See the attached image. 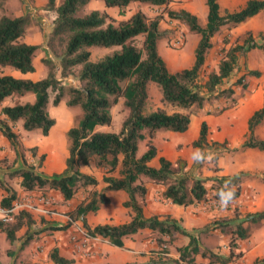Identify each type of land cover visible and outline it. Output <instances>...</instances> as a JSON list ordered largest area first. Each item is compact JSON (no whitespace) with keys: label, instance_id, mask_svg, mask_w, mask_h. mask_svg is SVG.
<instances>
[{"label":"trees","instance_id":"1","mask_svg":"<svg viewBox=\"0 0 264 264\" xmlns=\"http://www.w3.org/2000/svg\"><path fill=\"white\" fill-rule=\"evenodd\" d=\"M88 1L60 0L55 5L53 0H47L44 9L51 11L54 17L46 36V46L51 58L42 59V63L48 68L45 77L31 80L0 74V104L7 97L23 96L27 92L33 94L31 102L0 106V134L10 143L16 140L10 125L19 120L23 130H39L42 136L47 135L55 122L47 111L49 90L54 93L51 100L53 106L65 96L67 107H80V119L65 131L67 154L64 158V169L60 173L44 177L29 168L14 169L7 175L10 178H19L21 190H55L64 201L72 198L77 191H85V197L67 211V215L72 220H79L90 237H101L110 244L121 247L123 237L140 229L145 228L155 233L157 250L153 251L146 262L123 264H192L196 255L216 264L237 261L242 256L238 241L249 237L250 225L264 222V209L245 213L242 218L234 212L231 218H216L191 231L185 230L179 221L170 215H144L142 202L146 188L142 177L161 185L163 197L175 205L186 206L202 202L206 200L207 194L204 179L193 178L188 184V178L177 177L171 162L164 157L157 158V167L149 165V161L156 156V148L151 141L155 131H185L189 124V112L167 113L162 108L144 112L147 100L146 84L152 81L157 85L162 103L178 108H190L192 105L201 107L207 98L206 93L214 91L215 87L232 73L239 55L254 48L264 54V36L258 32L257 40L247 30L241 43L233 42L225 49L216 69L207 74L203 84L199 85L197 82L206 54L212 46L211 38L222 27L237 26L259 11H264V0H244L238 8L225 9L222 14L219 13L217 0H204L206 12L203 25L198 23L196 15L183 8H168L170 0H102L105 7L117 8L120 13L130 3L135 2L160 7V12L152 17L136 10L116 24L111 16L98 10L78 14V10ZM3 2L4 0H0V66H10L21 73L32 72V58L39 45L20 40L29 23V15L10 16L1 13ZM163 17L182 23L190 33L198 35L189 67L171 72L158 54L156 43L168 33V29L159 26ZM136 36H141L140 47L133 43ZM55 40L60 44L59 50L54 46ZM113 45H118L119 49L94 61L89 60L90 46ZM77 66L79 68L73 74L72 71ZM54 69L58 70L61 78L73 75L78 85H65L57 78ZM261 73L262 71L257 69H250L246 75L259 77ZM246 75L242 74L232 85L246 86L243 83ZM232 93L233 89L227 87L219 90L215 96H230ZM119 99L126 110L119 130H96L97 126L109 125L111 108ZM263 118L264 106L252 112L247 120V133L235 149L264 152V140L253 135L255 126ZM206 135V123L201 121L192 146L202 149L207 144ZM143 139H146L145 150L137 156V143ZM89 163L104 170L101 179L108 190L125 192L126 199L122 206L128 210L129 218L126 222L116 225L97 224L93 227L86 224L85 215L95 212L101 204L108 202L102 191L94 189L97 184L95 177L81 172L78 168L79 164ZM112 172H116V176L111 175ZM243 175L244 172L239 171L231 176L209 178L216 180L210 186L214 201L219 203V192L232 189L233 202L240 194ZM4 191L0 206L8 208L17 199V193L6 187ZM32 221L29 213L20 210L13 215V222L0 221V232L7 241L12 242L15 239V231L21 225H31ZM209 226L228 235L226 255L200 248L198 236L208 231ZM177 236L186 237L187 242L175 247L177 257L173 258L167 255L168 246L172 245ZM26 241L24 239L23 243ZM47 256L53 264H69V260L62 257L56 247L50 248ZM251 264H264V257L255 258Z\"/></svg>","mask_w":264,"mask_h":264},{"label":"crops","instance_id":"2","mask_svg":"<svg viewBox=\"0 0 264 264\" xmlns=\"http://www.w3.org/2000/svg\"><path fill=\"white\" fill-rule=\"evenodd\" d=\"M197 2H200V0ZM242 4L243 2L241 5ZM179 8H183L194 15L196 14V6L193 0H183L179 4ZM32 13L33 9H30L28 6V9H19L15 15L11 16H20L24 14L30 16ZM247 21L234 28L239 31L238 27L242 29ZM20 40L28 44L40 45L43 41V35L40 32H34L31 27L27 26ZM251 51L254 50L252 49ZM47 56L50 57L46 52V56L44 57L47 58ZM37 64L41 67L39 61H37ZM35 68L36 64L33 62L32 72L21 73L16 70L12 71L10 75L18 78L36 80L39 78L34 77ZM263 68L264 67H261L258 70L261 71ZM249 69H251V67H249ZM235 77L230 78L229 76L226 83L218 84L215 89L222 90L227 87L234 89L232 83L235 81ZM246 88L247 92L239 102V107L235 115H232L231 112L228 111L225 112L224 110L216 112L213 115H207L203 110L204 108L201 106L195 113V115L198 114L199 116L197 117L195 126H193L191 130H189V118L188 127L183 132H174L164 129L155 131L151 141L156 148V156L149 161V165L157 167V158L162 156L172 164L180 160L181 163L185 164V168H190L191 166L194 168L192 165L194 162L192 157L193 153L198 150V148L192 146V142L197 138L201 121H204L207 126L206 142L209 145L210 151L219 150L220 144L223 142H225L229 150L238 148L247 133V120L249 116L254 110L264 106V71L259 77L247 76ZM235 93H237L236 90ZM18 97L21 101L24 100L22 96ZM56 123L55 120L54 125L49 129L47 135L41 136L36 144L39 151H50L42 166V169L47 173L44 176L60 173L64 169V158L67 152L63 156L60 155V151H58L59 157L56 156L53 160L49 158V156L55 152V149L60 148L61 150V144L64 142L61 132L69 128L67 125H64L65 127L59 125L58 129L54 130L55 127H57ZM98 127L100 126H97L96 129ZM253 135L258 139L264 140V118L255 126ZM142 141L146 142V139ZM8 149V140L0 134V157L8 153ZM247 151H253L264 155V152L255 149H245V152ZM11 154L12 153L8 155L9 159L12 157ZM236 160L237 155L233 151H225L219 154L215 163L218 170L215 172L211 171L212 174L231 175L237 171L243 170V167L237 165ZM14 166H16V164ZM78 168L81 172L95 177L97 184L94 189L102 191L108 198L106 204H101L95 212H89L85 215L86 224L93 227L97 224L107 223L116 225L126 222L129 218L127 213L128 210L122 206V202L126 199L125 192L121 190H108L106 184L101 179L104 175V170L95 167L93 163H89L88 165L79 164ZM12 169L14 170V167L10 168V170ZM111 175L116 176V172H112ZM2 177L3 173L0 174V179H2ZM9 178L7 174H4V179L9 181L10 184L11 179ZM142 179L146 188V193L142 202V210L145 216L170 215L178 220L180 225L187 231L200 227L208 221L207 217H210V214L209 212L203 211V203L196 202L186 206L172 204L163 197V187L161 185L152 183L144 177H142ZM18 182L19 178H16V184L11 185L12 189L16 191L17 196L20 195V197L12 203L18 204V210L14 214L20 210L26 211L33 221L29 226L21 225L15 231V239L11 243H9L7 239H5L4 234L0 232V239L3 241L4 249H10V252H7L8 250L6 251L10 256L6 255L5 258H0V264H22V261H30L31 264H53L47 256L49 249L52 247H56L58 253L69 260V264L144 263L152 255L153 251L157 250V245L154 240L155 233L145 228L127 237H123L121 247L110 244L104 238L88 236L81 222L79 220H72L67 215V211L71 210L77 202L85 197V191H77L72 198L64 201L59 192L55 190H48L46 192H41L40 190L25 191L20 189ZM250 184L245 182L244 185L249 186ZM242 185L243 183L240 185L241 195L243 188H245V186ZM253 186L254 187H246V193H248L246 197L247 201H264V182L255 183ZM157 190H159V192H156ZM4 195L5 191L1 190L0 198ZM46 200L48 201L47 203L44 202ZM47 204L54 210L50 211L46 209ZM263 209L264 207L261 210ZM253 211H259V209ZM214 214H216V212H214ZM222 215V213L219 214V216ZM10 222H13V218ZM262 223L264 222H261V224L258 223L257 225H262ZM23 231L26 232L24 236L18 238ZM181 237L186 238L184 236H177L172 245L168 246V256L176 258L177 253L175 247L186 244L187 240ZM24 239L27 240L25 243H23ZM247 240L251 244V249L248 250L249 252L250 250L254 251L261 247L264 248V244L259 245L260 242H264V231L256 235L250 232ZM171 248L174 250L172 249L171 251ZM192 264L216 263H211L207 258L196 255Z\"/></svg>","mask_w":264,"mask_h":264},{"label":"rangeland","instance_id":"3","mask_svg":"<svg viewBox=\"0 0 264 264\" xmlns=\"http://www.w3.org/2000/svg\"><path fill=\"white\" fill-rule=\"evenodd\" d=\"M60 0H53V3L57 5ZM183 0H170L168 3V8L170 9H179V4ZM194 5L196 6V17L197 21L200 25H203L205 22V12H206V6L204 4L203 0V6H202V0L200 2H197L198 0H193ZM47 0H4V5L1 10V13H4L6 15H15V13L19 9H28V6L30 9H33V13L29 16V23L27 24L28 27H31V29L34 32H40L43 35V41L39 45V49L35 56L32 58V64H36V68L34 70V77L37 78H43L46 76L47 73V66L42 63V59H46L44 56H46V52H48V48L46 46V36L50 29V22L53 17V13L51 11H46L44 9V6L46 4ZM219 5V13L222 14L225 9L232 10L238 8L244 0H217ZM17 10V11H15ZM91 10H98L100 12H105L107 15L111 16L113 18V23L116 24L121 19H126L130 14H132L136 10H140L142 13L145 14L147 17H152L156 13L160 12V7L158 6H152V5H146L141 3H130L126 8L120 11L117 8H109L105 7L103 5L102 0H89L86 4H84L79 10L78 14H86ZM15 12V13H14ZM19 13V12H18ZM35 14V15H33ZM247 21V20H246ZM26 26V27H27ZM160 28L168 29L167 36L164 38H161L156 43L157 52L160 55V57L165 62V65L169 71H176L185 67H189L193 60V48L195 46V43L198 39V35L194 33H190L185 25L182 23H179L174 20H168L167 18L163 17L162 20L159 23ZM235 27V26H234ZM234 27H222L220 31L215 34L211 38L212 46L208 50L206 54V58L204 61V64L201 68V72L198 76V84L202 85L204 80L206 79L207 74L215 70L217 67V64L223 55L225 49L233 42L235 43H241L242 39L245 36V31H250L251 34L258 40L257 33L260 32L264 36V11H259L256 15L249 18L248 21L243 25L242 29L238 30ZM234 28V29H233ZM31 31V30H30ZM140 40L141 36H136L133 43L140 47ZM176 40L181 41L179 46H176L174 43ZM54 46L56 50L60 49V44L58 40L54 41ZM118 45H113L109 47H99V46H90L88 48L90 52L89 60L94 61L101 56L111 53L114 50H118ZM254 51L247 53L243 55L238 56L237 65L235 66L232 73L229 75L230 78L235 77V80L240 77L242 74L246 75L247 70L251 69H260L261 67H264V54L257 48L253 49ZM50 56V54H49ZM47 58H51L47 56ZM37 61L40 62V66H38ZM250 64V65H249ZM79 66L74 67L73 74L77 72ZM12 71H16L14 68L10 66H0V74H7L10 75ZM55 74L58 79H60L65 85H72L77 86L78 82L76 78L73 75H69L67 77H59L58 70H55ZM264 71V68L261 70ZM229 76L224 79L223 83L227 82V79H229ZM243 83L247 85V75L243 79ZM233 93L230 96L227 95H220L215 96V94L219 91V89H214L211 93H206V99L202 102V107L204 108V112L207 115H213L216 112H220L224 110L225 112H231L232 115H235L237 112V109L239 107V102L244 97L245 93L247 92L246 86L242 87L240 85L233 86ZM146 90H147V101L144 106V112H149L152 110H155L156 108H162L167 113H171L174 111L186 113L189 112V118H190V124H189V130L195 126L197 122L198 114L195 115V113L199 110L200 107H196L192 105L190 108H178L173 107L171 105L162 103L160 100V92L158 90L157 85L152 82L148 81L146 84ZM235 90L237 93H235ZM204 93V92H203ZM54 93L52 91H48V103H47V111L49 115L56 120V125L54 130L58 129L59 125L61 127H65L64 125H67L68 127L75 125L77 121L81 117V109L78 105L67 107L65 105V96L61 99V101L56 105L53 106L51 104V100ZM22 98L24 99L21 101L18 96H12L7 97L4 99V101L0 104L1 105H13L16 103H23V102H31L33 100V94L30 92L25 93ZM203 112V111H202ZM126 116V110L122 106V100L119 99L118 102L113 106L111 110V121L109 125H103L98 127L97 129L99 131H110V132H117L120 128V124L122 120ZM11 130L16 135V140L13 143H10L8 141V153H5L0 157V174L3 173L2 179H0V191L4 190L6 188H12L11 185L16 184L15 180L16 178H8L11 179L10 184L9 181L4 179V174H7L10 172V168L16 169V168H29L34 173L44 177L45 171L42 169L43 163L46 160V157H48L50 151H39L37 149V140L41 138V134L39 130H32V131H25L21 127V120L13 123L10 125ZM96 129V130H97ZM65 131V130H64ZM61 132L64 142L61 144V150L60 148L55 149L49 158L53 160L54 157H59L58 154L60 151V155H65L67 152V141L65 132ZM145 142L139 141L137 144V150L136 155H140L145 150ZM55 145V144H54ZM220 149L216 151H210L209 145L206 144L201 151L204 152L206 155L211 154V159L205 158L200 162H193L194 168L192 166L190 168H185V164L181 163L180 160H177L174 164H172V168L175 171V175L177 177L180 176H186L188 178V184L190 183V180L193 178H200L204 179V186L207 190L206 194V200L199 202L203 203V211L209 212V216L207 217L208 221L203 224L202 226L208 224L210 221L216 219V218H231L234 215V212L242 218L245 213L248 212H254L253 210H261L264 207V201L263 200H255V201H247L246 197L248 196L246 193V187H254L253 184L264 182V155L255 153L253 151H247L245 150H239V149H231L225 145V142L220 144ZM204 149V150H203ZM227 151H233L237 155L236 163L237 165L243 167V170H240L244 172V175L241 178V183H243L242 186H245L242 190V195L239 194V196L231 202L226 208L221 207L220 203H217L212 198V189L210 186L216 182V180H211L209 178H218L222 175L218 174H212V172H215L218 170L216 167V159L219 154ZM11 154V158L9 159V154ZM40 155L42 157L40 158ZM238 161V162H237ZM16 164V166H14ZM193 169V170H192ZM10 170V171H9ZM13 170V169H12ZM212 171V172H211ZM239 172V171H237ZM237 172L233 173L236 174ZM231 174V175H233ZM229 175V176H231ZM12 182V183H11ZM245 182H248L250 185H244ZM156 192H159L157 190ZM241 193V190H240ZM20 195L17 196L19 198ZM52 205V204H51ZM48 210L53 211L54 209L52 207H49V205H46ZM216 212V214H214ZM223 214L222 216H219V214ZM38 221V219H37ZM261 224V222H259ZM258 224V223H257ZM250 225L249 230L254 235L258 234L261 231H264V223L262 225ZM197 227V228H201ZM36 227V226H33ZM249 232V233H250ZM26 232L23 231V233L20 234L18 238H21L24 236ZM183 238V237H181ZM184 240H187V238H183ZM227 240L228 235L220 233L218 230H215L213 228H208V231L201 233L198 236V244L200 248L209 249L212 252H215L220 255H226L228 252L227 249ZM9 242V241H8ZM11 243V242H9ZM180 244L179 242H176ZM264 244V242H260L259 245ZM3 241L0 239V258H5L6 255H9L10 249H4ZM251 244L249 241L246 240H239L238 241V248L242 252V256L237 260L233 261L230 264H250L253 260V258H262L264 257V248H260L254 251L250 252L248 251L251 249ZM173 248H171L172 251ZM8 250V251H7ZM174 250V249H173ZM7 251V252H6ZM248 251V252H247ZM253 255V256H252ZM10 256V255H9ZM22 264H31L30 261H22Z\"/></svg>","mask_w":264,"mask_h":264},{"label":"clouds","instance_id":"4","mask_svg":"<svg viewBox=\"0 0 264 264\" xmlns=\"http://www.w3.org/2000/svg\"><path fill=\"white\" fill-rule=\"evenodd\" d=\"M192 158L195 162H200L205 158L211 159V154L209 153L206 155L204 152L198 149L193 153ZM218 195H219L220 206L226 208L234 198V190L232 189L223 190L219 192Z\"/></svg>","mask_w":264,"mask_h":264},{"label":"built area","instance_id":"5","mask_svg":"<svg viewBox=\"0 0 264 264\" xmlns=\"http://www.w3.org/2000/svg\"><path fill=\"white\" fill-rule=\"evenodd\" d=\"M181 43V41L176 40L175 41V45L179 46ZM45 203H47L48 201H44ZM18 210V204H12L10 207L6 208V207H2L0 206V221L2 222H9L12 220L14 213Z\"/></svg>","mask_w":264,"mask_h":264}]
</instances>
